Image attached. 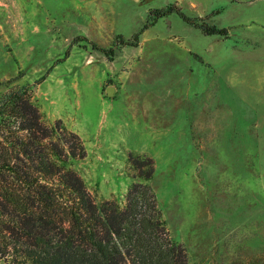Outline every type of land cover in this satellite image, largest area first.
I'll return each instance as SVG.
<instances>
[{
	"label": "rangeland",
	"instance_id": "rangeland-1",
	"mask_svg": "<svg viewBox=\"0 0 264 264\" xmlns=\"http://www.w3.org/2000/svg\"><path fill=\"white\" fill-rule=\"evenodd\" d=\"M167 3L226 35L148 17ZM24 84L79 136L69 165L95 200L122 205L127 157L150 158L188 264L264 257V0H0V97Z\"/></svg>",
	"mask_w": 264,
	"mask_h": 264
},
{
	"label": "trees",
	"instance_id": "trees-1",
	"mask_svg": "<svg viewBox=\"0 0 264 264\" xmlns=\"http://www.w3.org/2000/svg\"><path fill=\"white\" fill-rule=\"evenodd\" d=\"M169 13L204 33H227L171 3L150 9L148 17ZM30 96L24 84L0 97V258L7 264H188L147 183L150 158L127 157L137 171L122 205L95 200L69 165L85 154L79 136L59 118L45 121Z\"/></svg>",
	"mask_w": 264,
	"mask_h": 264
},
{
	"label": "water",
	"instance_id": "water-1",
	"mask_svg": "<svg viewBox=\"0 0 264 264\" xmlns=\"http://www.w3.org/2000/svg\"><path fill=\"white\" fill-rule=\"evenodd\" d=\"M105 91H106V94H111L113 91L112 86H107Z\"/></svg>",
	"mask_w": 264,
	"mask_h": 264
}]
</instances>
